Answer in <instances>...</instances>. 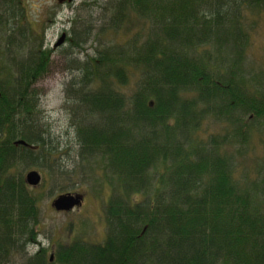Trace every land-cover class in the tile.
Returning a JSON list of instances; mask_svg holds the SVG:
<instances>
[{
  "label": "trees",
  "instance_id": "obj_1",
  "mask_svg": "<svg viewBox=\"0 0 264 264\" xmlns=\"http://www.w3.org/2000/svg\"><path fill=\"white\" fill-rule=\"evenodd\" d=\"M92 6L104 16L102 35L137 23L145 33L88 58L67 92L82 175H98L95 193L111 189L106 238L62 247L53 263L41 248L23 255V264H264V180L252 179L238 160L264 128V72L247 65L245 24L247 11L263 10L264 0ZM4 9L0 29L14 13ZM21 49L7 40L0 60V264L36 244L37 194L47 180L79 176L59 166L31 90L47 73L48 52L39 46L27 60L10 53ZM208 121L228 131L206 137ZM28 169L42 175L37 188L25 182Z\"/></svg>",
  "mask_w": 264,
  "mask_h": 264
},
{
  "label": "rangeland",
  "instance_id": "obj_2",
  "mask_svg": "<svg viewBox=\"0 0 264 264\" xmlns=\"http://www.w3.org/2000/svg\"><path fill=\"white\" fill-rule=\"evenodd\" d=\"M98 1L103 3L108 0H0V11H5L6 7L14 9L11 18L0 29V60H6L4 52L9 39L22 48L18 55L10 51L18 60H27L39 46L48 52L47 73L42 75L31 90L37 97L42 129L60 159L59 166L69 172L77 170L76 173H79V176L69 181L48 179L45 187L38 191L42 224L36 244L26 246L23 254H18L10 264H23V255L27 257L37 254L41 248L46 250L48 257L52 254L53 263L54 255L62 247L76 241L101 244L106 238L105 207L112 195L111 189L104 185L100 189L101 194L95 193L94 180L99 178L98 175L92 176L90 180L82 175L76 130L72 124V105L68 103L67 92L72 83L78 82L81 64L88 58H93L104 47H123L133 38L142 40L145 33L141 31L142 24L137 23L130 31L121 29L117 33L110 31L102 35L100 29L104 24V16L100 8L92 6ZM245 24L250 35L247 65L264 72V9L259 12L247 11ZM86 29L91 30L90 36L83 38L79 47H74L72 40L78 39L79 33L81 35ZM63 36L64 43L57 46ZM135 78L131 77L130 87L125 91L128 92L134 86ZM203 128L206 137L221 136L228 131L227 127L216 121L206 122ZM261 130L264 128L256 131L246 155L238 160L252 179L264 180V131L260 134ZM30 171L36 170L28 169L23 177ZM66 193L82 195L85 199L83 207L70 213L53 210L52 201Z\"/></svg>",
  "mask_w": 264,
  "mask_h": 264
},
{
  "label": "water",
  "instance_id": "obj_3",
  "mask_svg": "<svg viewBox=\"0 0 264 264\" xmlns=\"http://www.w3.org/2000/svg\"><path fill=\"white\" fill-rule=\"evenodd\" d=\"M65 37L63 36L59 41L58 45H62L64 43ZM17 145H26L23 141L16 142ZM25 182L28 186L32 188H37L41 182L42 177L37 171H30L25 176ZM84 197L80 194H62L57 196L51 203V207L59 213H70L75 208H80L82 206Z\"/></svg>",
  "mask_w": 264,
  "mask_h": 264
},
{
  "label": "flooded vegetation",
  "instance_id": "obj_4",
  "mask_svg": "<svg viewBox=\"0 0 264 264\" xmlns=\"http://www.w3.org/2000/svg\"><path fill=\"white\" fill-rule=\"evenodd\" d=\"M84 202H85V199L83 200V203H82V206H81V207H83V205H84ZM76 209H77V208H75L73 211H75ZM52 259H53V256H51V259H50V260H51V262L53 261Z\"/></svg>",
  "mask_w": 264,
  "mask_h": 264
}]
</instances>
